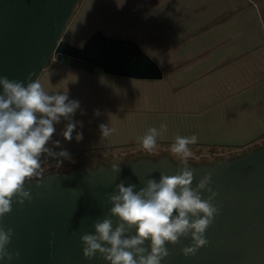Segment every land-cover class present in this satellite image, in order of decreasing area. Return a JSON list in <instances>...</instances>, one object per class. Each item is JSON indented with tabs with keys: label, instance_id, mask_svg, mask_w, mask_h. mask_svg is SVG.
Instances as JSON below:
<instances>
[{
	"label": "crops",
	"instance_id": "obj_1",
	"mask_svg": "<svg viewBox=\"0 0 264 264\" xmlns=\"http://www.w3.org/2000/svg\"><path fill=\"white\" fill-rule=\"evenodd\" d=\"M98 30L136 40L163 77L95 74L52 61L37 80L80 107L73 139L64 140L70 121L62 118L51 150L140 145L137 138L161 124L167 131L157 144L168 146L177 135L197 136L195 147H245L264 135V0H82L63 38L83 46ZM101 124L115 131L102 138Z\"/></svg>",
	"mask_w": 264,
	"mask_h": 264
},
{
	"label": "water",
	"instance_id": "obj_2",
	"mask_svg": "<svg viewBox=\"0 0 264 264\" xmlns=\"http://www.w3.org/2000/svg\"><path fill=\"white\" fill-rule=\"evenodd\" d=\"M79 0H0V76L34 82L55 59L95 74L137 79H161L163 71L136 40L96 31L83 46L63 38ZM3 89L0 86V93ZM119 166V172L112 167ZM182 167L168 156L142 157L122 164L91 168L83 162L67 173H49L25 184L32 200L15 202L0 227L11 228L8 251L11 261L0 264H110L97 254L84 258L80 237L94 234V222L110 216L108 195L121 181L137 190L161 173L175 175ZM195 188L206 173L210 187L218 191L214 203L220 215L206 230L209 241L196 255L185 257L181 249L191 239L181 237L166 244L168 257L161 264H264V146L236 158L212 164L188 163ZM207 192L202 193L207 198ZM135 229L128 235H134ZM149 246L146 242L145 247ZM19 252L18 259L15 253Z\"/></svg>",
	"mask_w": 264,
	"mask_h": 264
},
{
	"label": "clouds",
	"instance_id": "obj_3",
	"mask_svg": "<svg viewBox=\"0 0 264 264\" xmlns=\"http://www.w3.org/2000/svg\"><path fill=\"white\" fill-rule=\"evenodd\" d=\"M0 218L9 214L13 202L23 205L31 202L30 190L25 184L33 179L39 186L43 176L41 156L56 159V166H62L63 158L71 161L67 150L55 152L47 145L52 141L55 124L61 119L69 120L62 132L64 140L71 141L76 122L71 117L80 107L79 101L69 100L67 92L49 93L35 80L25 86L22 81L9 80L0 76ZM96 115H99L97 110ZM82 126V125H81ZM102 138L110 136L115 129L101 124ZM167 124L159 128L150 127L144 135L137 138L141 147L151 153L157 147V140L163 138ZM77 142L83 139L77 132ZM170 146L171 152L178 156L182 167L175 175L160 174L159 181L149 178L137 190V185L125 186L121 181L113 193L108 195L110 216L94 222V234L80 237L83 256L91 260L97 254L110 264H161L169 255L166 244H177L181 237L191 239V245L181 249L185 257L196 255L206 246V230L220 215V206L214 203L218 191L213 190L212 174H204L193 188L194 174L188 168V158L193 155L189 145L197 143V136L177 135ZM56 147L59 141L54 142ZM113 171L119 172L114 165ZM207 192V198L202 193ZM135 229L134 235H128ZM14 233L11 228L0 227V260L11 261L13 254L7 245ZM146 242L149 246L145 247ZM19 252L15 253L18 259Z\"/></svg>",
	"mask_w": 264,
	"mask_h": 264
},
{
	"label": "trees",
	"instance_id": "obj_4",
	"mask_svg": "<svg viewBox=\"0 0 264 264\" xmlns=\"http://www.w3.org/2000/svg\"><path fill=\"white\" fill-rule=\"evenodd\" d=\"M82 0L78 1L77 7L79 6V4L81 3ZM76 7V9H77ZM76 9L73 12V15L76 11ZM72 15V17H73ZM72 19V18H71ZM264 146V135L259 138L258 140H256L255 142H253L252 144L245 146V147H195V146H189V148L191 149H207L209 152H207L209 159L212 162H221L224 160H228V159H232V158H236L238 156H241L243 154L248 153L251 150H256L259 149L261 147ZM157 147L160 148H156L154 152L151 153H159L160 151H164L165 148H168V145H164V144H157ZM121 151L122 153H124L125 158L128 160H135L138 158L139 155H142L143 153H145V155L149 152H141L144 149L141 147V145H127V146H119V147H112V148H107V149H100V150H93V152H97V151ZM196 153V152H194ZM71 157H73L74 155H70ZM197 156V155H196ZM198 157V156H197ZM61 159L63 161L62 166L57 167L56 166V160L47 163L45 165H42L44 172L43 175L50 173L54 170H58V169H64L67 168L73 161L71 162H64L66 159L63 158H58Z\"/></svg>",
	"mask_w": 264,
	"mask_h": 264
},
{
	"label": "rangeland",
	"instance_id": "obj_5",
	"mask_svg": "<svg viewBox=\"0 0 264 264\" xmlns=\"http://www.w3.org/2000/svg\"><path fill=\"white\" fill-rule=\"evenodd\" d=\"M54 60L55 59H53L52 61ZM156 148H160V147H156ZM190 150L192 151L193 155L188 158V163L189 162L197 163V164L215 163V161L212 162L209 159V156L207 154V152L209 151L207 149H196V148L191 149L190 148ZM141 152H147V151L143 150ZM163 156H168L175 163H181L180 158L171 152L170 146L168 148H165L164 151L163 150L160 151L159 153H147L146 155L145 153H143L142 155H139L138 158L148 157V158L158 159ZM126 160L128 159L125 158L124 153L118 150L114 152L113 151H97V152L90 151V152H85V153H79L71 157V161H74L75 163L80 164V165L83 162L88 163L91 168H97L98 166L102 165V163L109 165V166L113 164H122ZM71 161L66 159L64 162H71Z\"/></svg>",
	"mask_w": 264,
	"mask_h": 264
},
{
	"label": "flooded vegetation",
	"instance_id": "obj_6",
	"mask_svg": "<svg viewBox=\"0 0 264 264\" xmlns=\"http://www.w3.org/2000/svg\"><path fill=\"white\" fill-rule=\"evenodd\" d=\"M80 166V164H77L75 163L74 161L67 167V168H64V169H58V170H54L50 173H55V172H60V173H67V172H70L71 170H73L74 168ZM49 174V173H47ZM46 175V174H45ZM44 176V175H43Z\"/></svg>",
	"mask_w": 264,
	"mask_h": 264
}]
</instances>
